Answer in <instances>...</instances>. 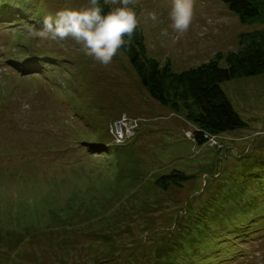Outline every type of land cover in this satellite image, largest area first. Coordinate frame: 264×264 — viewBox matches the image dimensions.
<instances>
[{"label":"rangeland","instance_id":"1","mask_svg":"<svg viewBox=\"0 0 264 264\" xmlns=\"http://www.w3.org/2000/svg\"><path fill=\"white\" fill-rule=\"evenodd\" d=\"M85 6L0 0V264H264V73L222 82L247 125L201 144L122 49L103 66L71 38L25 30ZM171 8L136 11L150 54L176 71L257 26L224 0H196L178 34Z\"/></svg>","mask_w":264,"mask_h":264},{"label":"trees","instance_id":"2","mask_svg":"<svg viewBox=\"0 0 264 264\" xmlns=\"http://www.w3.org/2000/svg\"><path fill=\"white\" fill-rule=\"evenodd\" d=\"M242 23L256 24L239 34V48L198 66L181 71L171 61L162 63L151 55L143 30L138 26L134 43L127 51L139 79L153 97L176 111H184L197 125L194 136L205 143L209 135L244 127L247 122L234 107L222 82L235 77L264 73V0H224ZM108 11V6H105ZM226 65H221V59ZM182 178L186 175L177 173ZM168 175L165 176V178Z\"/></svg>","mask_w":264,"mask_h":264},{"label":"clouds","instance_id":"3","mask_svg":"<svg viewBox=\"0 0 264 264\" xmlns=\"http://www.w3.org/2000/svg\"><path fill=\"white\" fill-rule=\"evenodd\" d=\"M195 3L196 0H172L169 16L176 33L183 34L191 26ZM138 4L139 0H87L85 7L61 8L44 16L41 28L25 24V30L38 39L71 38L86 56L107 66L121 49L127 51L133 45L139 26ZM149 18L156 21L157 13H149Z\"/></svg>","mask_w":264,"mask_h":264}]
</instances>
